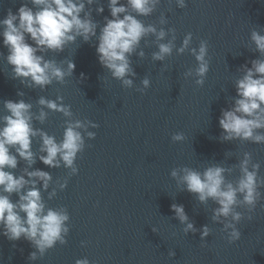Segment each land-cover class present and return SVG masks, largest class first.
I'll return each instance as SVG.
<instances>
[{
  "label": "water",
  "instance_id": "water-1",
  "mask_svg": "<svg viewBox=\"0 0 264 264\" xmlns=\"http://www.w3.org/2000/svg\"><path fill=\"white\" fill-rule=\"evenodd\" d=\"M24 2L0 0V19L9 9L17 12ZM107 2L100 0L105 8L102 15L93 11L101 26L104 17H110ZM162 14L168 21L164 27L176 29L177 47L189 32L193 47L198 48L200 40L208 41L210 70L202 87L194 77L184 76L197 66L190 52L179 55L174 51L165 62L152 60V53L158 50L154 37L141 42L144 58L131 57L137 76L130 89L101 66L95 41L78 39L63 52H49L47 58L73 60L76 69L66 83L54 82L46 90L30 89L12 79L11 67L0 57V116L6 114L5 100L23 98L38 112L41 95L49 99L62 95L74 118L99 125L89 129L96 133L95 139L85 137L86 148L76 161L77 175L70 176V170L63 167L47 168L39 160L34 166L52 173L53 187L56 180H68L67 188L58 190L54 199L47 200L44 192L50 207L68 209V243H57L32 262L28 257L35 249L27 240L10 241L0 234V264H75L85 257L92 264H264V201L258 204L252 221L247 220L246 209H238L245 213L238 225L242 237L230 244L222 225L211 220V210L217 205L212 201L200 204L194 194L181 191L170 175L174 168L184 166L199 171L216 163L232 167L248 151L254 162L261 163L260 175L264 176V144L221 142L219 125L221 110L236 96L234 83L241 76L238 69L246 63L251 67L250 62L260 57L250 35L253 30L264 34V0H187L184 9L177 7L175 0H161L151 16L139 18L159 28ZM0 52L5 56L8 52L2 38ZM81 73L85 74L83 81ZM145 76L151 87L137 91ZM18 91L25 96L19 97ZM65 119L61 113L50 112L45 124L37 122L35 126L59 140ZM178 132L186 139L173 142L171 137ZM33 147L38 150V142ZM227 152L230 157L225 156ZM23 167L21 161L19 168ZM238 175L237 169L228 179ZM173 203L184 205L196 228L208 225L211 235L205 241L200 232L185 235L184 226L174 218ZM171 251L175 256L169 255Z\"/></svg>",
  "mask_w": 264,
  "mask_h": 264
},
{
  "label": "clouds",
  "instance_id": "clouds-1",
  "mask_svg": "<svg viewBox=\"0 0 264 264\" xmlns=\"http://www.w3.org/2000/svg\"><path fill=\"white\" fill-rule=\"evenodd\" d=\"M160 4L161 0H108L110 17L105 16L101 26L93 18V11L100 15L105 11L100 0H25L17 12L9 9L6 17L0 19V38L8 50L6 56L0 52V57L11 67L12 79L30 89L46 90L54 82L66 83V78L73 76L76 69L73 60L58 62L47 58V54L63 52L78 39L85 43L95 41L101 66L130 89L135 87L137 76L131 57L135 54L144 58L146 53L141 42L147 43V38L154 37L158 50L152 53V60L165 62L174 51L179 55L190 52L197 66L188 69L184 76L194 77L195 83L202 87L210 70L208 41L200 40L198 48L193 47V34L189 32L177 47L176 29L164 27L168 23L165 15L160 16L159 28L155 24L146 25L139 18L151 16ZM175 4L184 9L187 0H175ZM250 40L260 57L250 62L251 67L246 63L238 69L241 76L234 83L236 96L228 108L221 110L219 117L221 142L264 144V34L253 30ZM80 79H85L84 73ZM141 84L137 91L144 92L151 87V80L145 76ZM17 95L24 97L25 93L18 91ZM3 103L6 114L0 116V234L10 241L27 240L35 249L28 260L35 262L57 243H68L71 218L67 208L50 207L44 198L47 192V200L54 199L58 190L67 188L68 180H56L53 187L52 173L34 166L39 160L47 168L63 167L70 170V176L77 175L76 161L86 148L85 137L95 139L96 133L89 129L99 125L74 118L71 105L64 103L62 95L56 99L41 95L37 100L38 112L23 98ZM50 112L61 113L66 118L62 139L35 126L37 122L45 124ZM171 138L173 142L186 139L182 132L174 133ZM35 142L39 144L38 150L33 147ZM225 156L230 157L231 153ZM21 161L23 168H19ZM237 169L238 177L229 180L228 176ZM260 169L261 163L254 162L253 154L245 151L232 167L216 163L199 171L184 166L174 168L170 175L181 191L194 194L200 204L206 206L212 201L217 205L211 210V220L222 225L228 243L232 244L242 237L238 225L245 219V213L238 209H246V218L252 221L258 204L264 201V191H261L264 176L260 175ZM171 210L184 226L185 235L200 232L202 241L211 235L208 225L196 228L183 204L173 203ZM81 244L86 246L87 242ZM169 255L175 256V252ZM75 264L92 262L85 257L77 259Z\"/></svg>",
  "mask_w": 264,
  "mask_h": 264
}]
</instances>
